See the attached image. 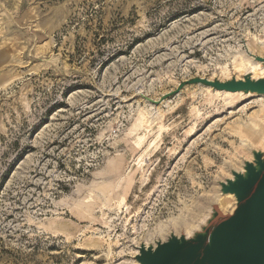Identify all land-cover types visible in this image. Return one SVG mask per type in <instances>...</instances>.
Instances as JSON below:
<instances>
[{
  "label": "rangeland",
  "instance_id": "1",
  "mask_svg": "<svg viewBox=\"0 0 264 264\" xmlns=\"http://www.w3.org/2000/svg\"><path fill=\"white\" fill-rule=\"evenodd\" d=\"M261 46L264 0H0V264H138L212 199L231 213L264 97L139 94L254 77Z\"/></svg>",
  "mask_w": 264,
  "mask_h": 264
},
{
  "label": "water",
  "instance_id": "2",
  "mask_svg": "<svg viewBox=\"0 0 264 264\" xmlns=\"http://www.w3.org/2000/svg\"><path fill=\"white\" fill-rule=\"evenodd\" d=\"M264 67V57L253 56ZM201 85L215 91L264 96V78L241 79L194 77L154 100L142 93L139 97L157 107L174 98L187 86ZM252 160L245 161L241 172L231 171L232 178L219 183L222 195L235 198V209L223 213L217 204L211 206L206 222L187 237L170 234L155 246L140 245L135 261L138 264H264V152L252 150Z\"/></svg>",
  "mask_w": 264,
  "mask_h": 264
},
{
  "label": "bare ground",
  "instance_id": "3",
  "mask_svg": "<svg viewBox=\"0 0 264 264\" xmlns=\"http://www.w3.org/2000/svg\"><path fill=\"white\" fill-rule=\"evenodd\" d=\"M262 48H264V46H261ZM258 50H259V46L257 45V47H256ZM249 49H250V51L251 52H253L254 51V49H255V47H254V49H253V47L252 46H249ZM256 50V49H255ZM257 50V51H258ZM260 52V51H259ZM254 53V52H253ZM258 53V52H257ZM250 63H251V61H249ZM252 64V63H251ZM253 65V64H252ZM252 65L251 66H249V67H247L246 66V64L244 65V66H246L245 68H243V70H241V73H245V72H247V71H250L249 73H251L252 72V74H254V77H253V79H259V78H264V67L262 66V65H260V63L258 64V65H256L255 67L253 66L252 67ZM245 97H247V96H252L251 94L250 95H244ZM255 96V95H254ZM260 97H262V96H260ZM264 97V96H263ZM262 97V98H263ZM247 131H251V133H252V135H253V139L251 140L252 141V143L253 144H256V142H259V139H260V132H259V130H257V129H254V130H251V129H247ZM240 136H243L242 135V133H240ZM245 137V136H244ZM247 140V139H246ZM257 148V147H256ZM125 199L124 198H122V201H124ZM212 201H214V202H216L217 204H219V205H223V206H226L228 203H229V201H230V199L229 198H221V199H218V201H217V199L216 200H213L212 199ZM210 210V209H209ZM204 218V217H203ZM203 218L202 219H200V220H203ZM199 220V219H198ZM178 225H180V223L179 222H177V221H175L174 222V226L173 227H178ZM202 225H201V223L200 224H190V225H188V226H186L185 227V229H186V231H187V235H190L191 234V232H195V230H197L198 228H200ZM171 229H165V230H161V233H160V237H161V239H164L166 236H167V234L169 233V231H170ZM151 239V244H153L154 242L156 243V240H153V238L151 237L150 238ZM153 240V241H152Z\"/></svg>",
  "mask_w": 264,
  "mask_h": 264
}]
</instances>
